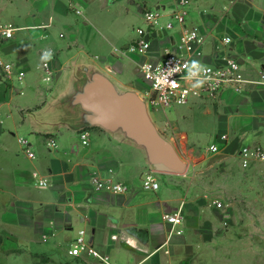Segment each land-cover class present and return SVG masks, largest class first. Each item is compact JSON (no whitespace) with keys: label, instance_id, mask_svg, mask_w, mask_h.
<instances>
[{"label":"crops","instance_id":"0c3cea01","mask_svg":"<svg viewBox=\"0 0 264 264\" xmlns=\"http://www.w3.org/2000/svg\"><path fill=\"white\" fill-rule=\"evenodd\" d=\"M145 8L160 11L163 31L143 57L129 49ZM174 10L172 0H0V24L17 23L0 53L26 72L22 93L0 83V264H101L86 253L68 254L80 231L88 246L116 264H264V161L245 167L239 154L246 143L264 147V84L241 95L224 92L213 110L196 100L191 115L179 119L184 132L163 116L167 137L157 128L183 160L204 150L194 128H218L216 135L227 141L211 143L207 153L221 155L213 166L228 165L231 173L193 175L185 161L184 175L159 173L157 191L142 188L150 166L145 151L121 132L85 126V113L72 103L94 73L120 92L142 96L148 89L142 64L175 49L182 30L192 27L206 37V63L229 55L248 78L260 80L264 0H188L185 26L173 21ZM169 22L175 26L166 31ZM225 37L232 42L223 45ZM51 139L56 147H49ZM213 145L218 152L210 151ZM199 159L195 166L203 167L207 161ZM34 173L49 185L39 187ZM95 179H111L127 191L97 189ZM178 211L180 225L164 219Z\"/></svg>","mask_w":264,"mask_h":264},{"label":"built area","instance_id":"2783aa9c","mask_svg":"<svg viewBox=\"0 0 264 264\" xmlns=\"http://www.w3.org/2000/svg\"><path fill=\"white\" fill-rule=\"evenodd\" d=\"M175 10L172 13L173 21L181 26H185L188 20L187 5L188 0H172ZM76 13L81 12L76 10ZM161 16L159 10L145 8L142 17L144 26L136 29V39L130 46L129 51L143 57L149 56L152 42L158 33H162L160 27ZM174 22H169L164 29L170 31L174 29ZM17 28L11 23L0 24V46L4 42L11 41L15 37ZM206 42V37L196 27L184 28L180 38L175 44V49L167 47L164 49V56L161 58L148 59L141 66V74L148 89L143 93L142 98L147 103L149 109L166 110L174 106H186L196 100L219 101L226 91L235 94H244L250 85L264 84V71L260 80L248 78L237 59L229 55L218 57L217 63H206L204 61L205 52L202 47ZM223 45L230 44L232 39L225 37L222 39ZM47 55V52H44ZM45 80L51 82L53 72L49 68L48 61L44 63ZM26 72L18 64L5 60L0 53V83L12 88L15 83L23 85ZM20 89V88H17ZM22 93V90H19ZM88 133L82 132L81 138L84 146L88 145ZM222 141H227V136H221ZM24 151L30 158H35L31 152L29 142L23 140ZM57 146V140L51 139L49 147ZM213 153L218 152V147H210ZM240 158L243 166L247 167L252 160L264 161V147L261 145H246L241 148ZM159 173L151 166L146 168L141 175L142 188L146 191H157L160 187ZM39 187H47L49 180L43 178L38 180V174L34 173ZM104 179V178H103ZM95 179L97 189L108 187L113 193H123L127 187L121 183H115L111 179ZM217 208H222L219 201L214 202ZM164 219L172 225H180L183 222L181 211L174 214H167ZM86 253L88 256L98 260L101 264H116L109 257L102 255L96 249L86 243L85 231H80L75 243L71 246L68 254L78 257Z\"/></svg>","mask_w":264,"mask_h":264},{"label":"water","instance_id":"95a60500","mask_svg":"<svg viewBox=\"0 0 264 264\" xmlns=\"http://www.w3.org/2000/svg\"><path fill=\"white\" fill-rule=\"evenodd\" d=\"M72 103L85 113V126L99 127L110 133L121 132L142 148L149 165L157 173H187V162L160 133L142 96L135 92H120L109 78L94 73L74 95Z\"/></svg>","mask_w":264,"mask_h":264},{"label":"rangeland","instance_id":"374dc122","mask_svg":"<svg viewBox=\"0 0 264 264\" xmlns=\"http://www.w3.org/2000/svg\"><path fill=\"white\" fill-rule=\"evenodd\" d=\"M4 23H11V24H13L14 27H17V23H15L14 20H4ZM144 25H145V22L143 20V22L141 23V26H144ZM138 27H140V26L135 27V31ZM17 88H19V84L15 83V87L13 89L16 90ZM202 102H203V107L205 106V108H208L209 110H213V108L217 105L216 103H218L219 101L203 100ZM190 105L191 104L186 105V106H174V107L166 109L165 112L162 111L161 113L159 111H156L155 109H149V115H150L152 121L155 123V125L159 127L161 132L164 131V129H163L164 128V122L168 121L166 119V117H163V116H168V118L170 120L169 122H171V125H170L171 128L179 127L181 129V131L184 132L187 130L183 125H180L179 119L182 115H185V114L191 115L190 110H192V109H191ZM209 121H211V120H209ZM206 124H208V120H206ZM213 125H214V123H213ZM208 126H205V128H204V124H200V126L193 129L194 132L192 135L196 137V134H197L199 146L202 147L204 150L201 151V154L189 156L187 158V160H184V161L189 162L190 173L193 175H196V174H198V175H216V174L228 175L229 173H231L230 172L231 168L228 165L220 166V165H218V163H215L216 166H213L215 160L220 159L221 155H212L210 153H207L208 146L211 143L212 144L216 143L218 145L220 143L219 140L221 139V136H223L220 134L216 135L219 131L218 128H216V127L209 128ZM163 133H165L164 134L165 136L168 135L167 131H164ZM245 145H249V144L246 143ZM199 158H205L207 161V163L203 167L202 166H199V167L195 166V164L198 162V160H200ZM207 185H210V184L207 183Z\"/></svg>","mask_w":264,"mask_h":264},{"label":"clouds","instance_id":"9594fccd","mask_svg":"<svg viewBox=\"0 0 264 264\" xmlns=\"http://www.w3.org/2000/svg\"><path fill=\"white\" fill-rule=\"evenodd\" d=\"M44 59H47L48 57H43Z\"/></svg>","mask_w":264,"mask_h":264}]
</instances>
